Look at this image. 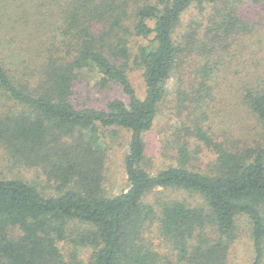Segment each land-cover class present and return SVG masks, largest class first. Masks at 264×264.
<instances>
[{
  "label": "trees",
  "instance_id": "obj_1",
  "mask_svg": "<svg viewBox=\"0 0 264 264\" xmlns=\"http://www.w3.org/2000/svg\"><path fill=\"white\" fill-rule=\"evenodd\" d=\"M195 6L201 19L181 34ZM85 72L99 77L92 88ZM116 86L127 101L91 103ZM157 128L171 161L154 169ZM114 129L130 133L128 187L108 196ZM0 145L59 184L49 195L0 174V264H234L241 217L251 264H264V0H0ZM170 188L206 202L157 214L175 259L145 237L147 197Z\"/></svg>",
  "mask_w": 264,
  "mask_h": 264
},
{
  "label": "rangeland",
  "instance_id": "obj_2",
  "mask_svg": "<svg viewBox=\"0 0 264 264\" xmlns=\"http://www.w3.org/2000/svg\"><path fill=\"white\" fill-rule=\"evenodd\" d=\"M249 16H253L252 14ZM203 17V16H202ZM201 15L198 6H195L189 10V12L184 16L183 22L179 28L181 34H185L189 29L190 24H192V20H200ZM130 77L132 82L138 92V94L142 97L145 94V83L142 77L141 70L135 69L131 71ZM84 84L83 86L93 87L99 77L90 72L84 73ZM177 77L174 75L172 79L168 83V90L174 91L176 89ZM83 89V94L79 96V102H84L87 100V95L89 91L86 90V87ZM110 97H121L127 101L128 97L122 92V90L116 86L114 88L104 89V92H101L97 98H94L91 103L99 104L103 102L105 98ZM90 102V101H89ZM164 119H161L159 125L163 126ZM231 123V121L229 122ZM238 126V130L240 127ZM159 128L154 129L151 133L148 134V140L150 141V149L156 155L153 159V167L154 169L163 165V162L171 161L169 158H165L162 155L161 151V134L159 133ZM108 137L106 139L105 144V164H104V192L108 196H113L121 193L126 190L128 187L127 181V173L125 169V155L128 151V143L130 139V133L123 129L110 130L107 133ZM0 174L5 176H20L34 184H36L39 188H41L46 194L56 195L58 192L59 184L54 180H51L47 177L45 172L41 167H29L23 166L19 163L14 162L13 159H9L6 155V151L2 145H0ZM174 201H183L190 206H204L206 207V202L203 197L196 192L187 191L184 189L170 188L165 191L161 189H157L156 191L149 194L146 199V204L151 205L155 208V220L149 219L147 221V231L145 233V237L147 239V243L151 248L158 251L160 253V257H164L165 259L170 256L171 259H175V257H171L173 254V250L171 248V244L164 240L158 229V223L156 222L157 214L160 213L161 207L166 203H171ZM154 214L152 215L154 217ZM241 223L242 233L240 235V240L237 242L236 247L232 251V259L234 264H251L253 250L248 243L247 230L250 226L249 221L246 217H241L239 221ZM243 224V225H242ZM210 227L208 228V230ZM210 231V230H209ZM71 244H65L63 246V250H69ZM91 249H85L83 257L86 259L89 257Z\"/></svg>",
  "mask_w": 264,
  "mask_h": 264
}]
</instances>
